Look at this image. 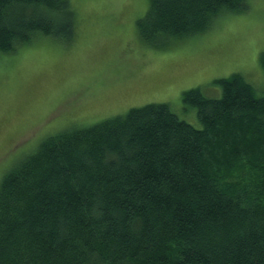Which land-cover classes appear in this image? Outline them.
I'll return each mask as SVG.
<instances>
[{"label":"trees","instance_id":"16d2710c","mask_svg":"<svg viewBox=\"0 0 264 264\" xmlns=\"http://www.w3.org/2000/svg\"><path fill=\"white\" fill-rule=\"evenodd\" d=\"M248 0H149L140 37L164 47ZM71 0H0V52L71 42ZM264 67V51L261 53ZM220 97L166 102L45 137L0 179V264H264V95L240 72Z\"/></svg>","mask_w":264,"mask_h":264},{"label":"rangeland","instance_id":"374dc122","mask_svg":"<svg viewBox=\"0 0 264 264\" xmlns=\"http://www.w3.org/2000/svg\"><path fill=\"white\" fill-rule=\"evenodd\" d=\"M76 13L71 42L39 35L0 52V179L48 135L86 126L133 106L166 102L203 127L184 91L200 86L220 97L217 78L240 72L264 95V0L245 12L218 17L206 32L154 47L137 20L149 0H71Z\"/></svg>","mask_w":264,"mask_h":264}]
</instances>
